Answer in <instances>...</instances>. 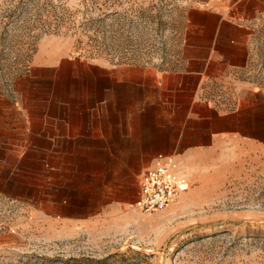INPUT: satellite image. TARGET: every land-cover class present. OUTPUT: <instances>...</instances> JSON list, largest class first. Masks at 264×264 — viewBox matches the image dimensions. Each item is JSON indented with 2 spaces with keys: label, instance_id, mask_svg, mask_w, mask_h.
Masks as SVG:
<instances>
[{
  "label": "rangeland",
  "instance_id": "rangeland-1",
  "mask_svg": "<svg viewBox=\"0 0 264 264\" xmlns=\"http://www.w3.org/2000/svg\"><path fill=\"white\" fill-rule=\"evenodd\" d=\"M215 2L228 0H0V96L71 98V59L172 66L186 12ZM254 49L250 71L215 90L221 99L240 81L264 91V17ZM12 150L0 163V227L12 236L0 264H264V146L217 151L153 213L133 207L139 180L110 190L88 165L51 162L69 149Z\"/></svg>",
  "mask_w": 264,
  "mask_h": 264
},
{
  "label": "crops",
  "instance_id": "crops-1",
  "mask_svg": "<svg viewBox=\"0 0 264 264\" xmlns=\"http://www.w3.org/2000/svg\"><path fill=\"white\" fill-rule=\"evenodd\" d=\"M263 17L264 0L193 6L172 66L71 59V98L0 96V163L11 164L13 147L66 148L51 162L88 165L89 177L122 190L159 157L178 162L190 180L221 149L264 146V91L240 81L233 98L215 92L250 71ZM11 246L0 231V251Z\"/></svg>",
  "mask_w": 264,
  "mask_h": 264
},
{
  "label": "built area",
  "instance_id": "built-area-1",
  "mask_svg": "<svg viewBox=\"0 0 264 264\" xmlns=\"http://www.w3.org/2000/svg\"><path fill=\"white\" fill-rule=\"evenodd\" d=\"M190 180L178 162L159 157L139 179L138 198L133 207L143 213H153L170 207L188 189Z\"/></svg>",
  "mask_w": 264,
  "mask_h": 264
}]
</instances>
